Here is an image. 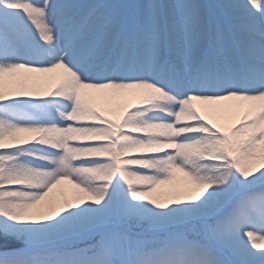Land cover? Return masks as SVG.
Here are the masks:
<instances>
[{"label": "snow or ice", "instance_id": "snow-or-ice-1", "mask_svg": "<svg viewBox=\"0 0 264 264\" xmlns=\"http://www.w3.org/2000/svg\"><path fill=\"white\" fill-rule=\"evenodd\" d=\"M0 264H264V0H0Z\"/></svg>", "mask_w": 264, "mask_h": 264}, {"label": "bare ground", "instance_id": "bare-ground-1", "mask_svg": "<svg viewBox=\"0 0 264 264\" xmlns=\"http://www.w3.org/2000/svg\"><path fill=\"white\" fill-rule=\"evenodd\" d=\"M25 75L34 76V77H37L41 81L47 82L46 86L49 88L54 87L56 85V83H58V81L49 80V75H51V74L42 75V74L32 73V74H25ZM113 107H116V105H113ZM178 179H183L182 175L178 174ZM61 191H63L64 195H66L70 198L72 196L73 192L75 191V189H73L71 185L65 184V185L58 187L57 189H54L53 195L59 197L61 194Z\"/></svg>", "mask_w": 264, "mask_h": 264}]
</instances>
